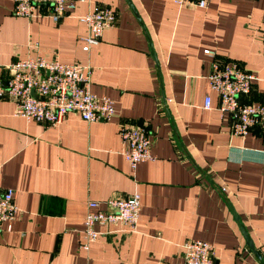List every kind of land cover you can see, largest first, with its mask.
<instances>
[{"label": "crops", "instance_id": "1", "mask_svg": "<svg viewBox=\"0 0 264 264\" xmlns=\"http://www.w3.org/2000/svg\"><path fill=\"white\" fill-rule=\"evenodd\" d=\"M71 1L54 23L13 15L12 0H0V64L40 55L89 65V90L109 97L114 115L85 122L70 112L50 127L15 117L0 98V188L14 191L18 208L10 230L0 229V264H176L187 239L209 242L216 264H264V131L230 133L203 53L253 73L240 100L264 103V0ZM94 5L112 8L115 23L84 51L77 16ZM120 122L148 130L152 160L129 167ZM132 193L134 231L96 225L95 241L80 248L87 201Z\"/></svg>", "mask_w": 264, "mask_h": 264}, {"label": "built area", "instance_id": "2", "mask_svg": "<svg viewBox=\"0 0 264 264\" xmlns=\"http://www.w3.org/2000/svg\"><path fill=\"white\" fill-rule=\"evenodd\" d=\"M177 6L204 8L208 0H172ZM74 9L71 0H12L11 13L26 19L46 16L57 23ZM115 11L102 5H94L77 19L85 27L81 38L83 50L96 44L104 29L115 23ZM260 43L264 56V27L260 33ZM32 47H36L33 44ZM210 58L207 73L208 85L216 93L217 108L231 115L230 133L245 135L252 127L259 126L264 131V103H247L240 100L250 92L255 79L235 61H223L216 53L204 49ZM89 65L75 62H59L40 55L15 59L0 64V98L13 103L12 114L26 121L33 120L47 126L62 122L67 113H75L85 122L109 120L114 115L113 102L105 96L90 92ZM204 109L210 107V99H203ZM118 136L124 145L122 156L130 168L137 163L152 160L148 130L140 125L120 122ZM140 200L137 193L123 198H109L104 201L89 200L82 222V242L80 248L88 245L98 236L96 225L122 224L128 231H134ZM18 208L14 203V191L0 188V229L5 225L10 230ZM180 262L176 264H216L212 245L200 239H187L181 244Z\"/></svg>", "mask_w": 264, "mask_h": 264}, {"label": "water", "instance_id": "3", "mask_svg": "<svg viewBox=\"0 0 264 264\" xmlns=\"http://www.w3.org/2000/svg\"><path fill=\"white\" fill-rule=\"evenodd\" d=\"M231 212H233V211L231 210ZM235 218H236V217H235ZM240 230H241V233H242V235H243V237H244V239H245L246 244L248 245L249 248L252 249V243H251V241L249 240L247 234L245 233L243 227H240Z\"/></svg>", "mask_w": 264, "mask_h": 264}]
</instances>
